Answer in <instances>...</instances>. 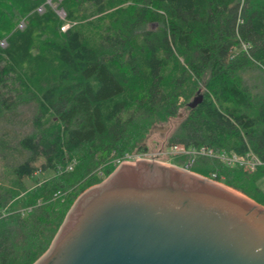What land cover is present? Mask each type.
Wrapping results in <instances>:
<instances>
[{
  "label": "trees",
  "instance_id": "16d2710c",
  "mask_svg": "<svg viewBox=\"0 0 264 264\" xmlns=\"http://www.w3.org/2000/svg\"><path fill=\"white\" fill-rule=\"evenodd\" d=\"M45 1L0 0V163L15 181L53 173L24 195L0 191V264H31L75 196L153 122L178 114L191 77L201 80V99L163 145L210 148L188 170L264 206L255 182L264 173V84L253 92L238 74L260 67L264 80V0H59L62 19ZM29 101L25 118L17 106ZM75 151L78 180L57 172ZM221 152H251L260 164L226 165Z\"/></svg>",
  "mask_w": 264,
  "mask_h": 264
},
{
  "label": "water",
  "instance_id": "95a60500",
  "mask_svg": "<svg viewBox=\"0 0 264 264\" xmlns=\"http://www.w3.org/2000/svg\"><path fill=\"white\" fill-rule=\"evenodd\" d=\"M147 152L76 195L31 264H264L263 205Z\"/></svg>",
  "mask_w": 264,
  "mask_h": 264
},
{
  "label": "rangeland",
  "instance_id": "374dc122",
  "mask_svg": "<svg viewBox=\"0 0 264 264\" xmlns=\"http://www.w3.org/2000/svg\"><path fill=\"white\" fill-rule=\"evenodd\" d=\"M58 1L59 0H46L45 3H47V5L50 6V8L54 9V12H56L58 14V17L62 19L64 16V12L62 11V8L58 7L57 5ZM113 8H117V7H113ZM113 8H110V9H113ZM41 10H43L42 5L39 8V11ZM21 25H22V21H19V23L16 26L20 27ZM66 27H67V23H62L60 24L59 29L63 30ZM154 27L155 26L152 24L151 28H154ZM1 44H3V42H1ZM244 48H245V45L243 43L242 44L240 43V45H238V49H244ZM177 57H178L177 58L178 61H180L181 57L180 56H177ZM260 71H261L260 67L255 68V67L247 66L244 70L240 71L238 74L240 75V79L243 80V82L247 84V86L250 87L251 90H253V92L258 93L261 91V88H262L261 85L264 84L263 76ZM180 90H182V93L178 95V102H177L179 104L178 114L172 117H168L166 121L164 122H158V123L153 122L148 127V129L144 130V134H142L140 139L132 144L133 148L130 149L129 151H126V153L121 158V161H126V160L133 161L134 158L137 157L134 154L135 148L138 147V145L143 142V144L147 145L148 147V153H153V151L161 149L163 152L160 156L157 157V159L164 163L169 162L173 164L175 160V156L177 155H171L168 152L165 153L166 146L163 145L164 139L166 138V136H168V134L172 133V129H174V127L177 125L180 119V116L186 112L187 102L191 101L193 96L195 95L197 96V94L202 93L203 89H202L201 80L196 81V79H193L191 77V79H187V81L184 84V87L181 88ZM34 105L35 103H33V101H29V103H24L20 106H17V108L20 109L21 116L27 118L32 106ZM79 155H80V151L78 152L75 151L69 161H65L64 164L62 163L59 165V168H57V172L59 173L62 171L64 173L66 171H71L72 172V174H70L71 179L76 178L79 172H76V171L74 172L73 165L74 163L78 164L77 159H79L78 158ZM140 156H143V158L147 157L146 154L145 155L140 154ZM102 166L103 164L98 163V165H96L91 170V173L99 172L100 169L103 168ZM51 174L53 173L49 172V170H45V172L43 173L32 174L30 178L25 177L21 180L15 181V179L10 176L11 174L8 172V169L5 166L3 167V165L0 163V191L8 190V191H13V192L18 193V196L24 195L28 191H31L32 187L34 186L36 187L37 185H39L42 181L45 180V178L48 177V175L50 176ZM83 178L79 179L78 183L74 182L73 185L69 187H65V190L63 189L62 191L63 193H60L59 195L60 197L57 196V198L59 199L62 197L64 198L67 194L75 190V188H77L80 185V183L83 181ZM255 182H256L257 187L264 193V173Z\"/></svg>",
  "mask_w": 264,
  "mask_h": 264
},
{
  "label": "built area",
  "instance_id": "2783aa9c",
  "mask_svg": "<svg viewBox=\"0 0 264 264\" xmlns=\"http://www.w3.org/2000/svg\"><path fill=\"white\" fill-rule=\"evenodd\" d=\"M165 153H170L171 155H181L184 154L186 155V161H184V163L181 166H184L185 169L188 170L189 166L192 163L193 160V156L195 154H200V155H214V152L211 151L210 148L206 149L204 147H197L194 149H186L184 148V146L182 144L180 145H167L165 148ZM162 150H156L153 151V153H146V159H157L158 156H160L162 154ZM145 155V154H144ZM217 156L221 161H224L226 165H239L241 168L246 169V170H254V167H256L258 164H260V162L257 160V158L251 154V152L243 154V155H238L237 153H229V154H225L224 152H221L217 155ZM159 161V160H158ZM119 163V162H118ZM180 166V167H181Z\"/></svg>",
  "mask_w": 264,
  "mask_h": 264
}]
</instances>
